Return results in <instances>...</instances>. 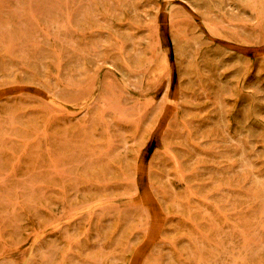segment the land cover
<instances>
[{"label":"rangeland","instance_id":"374dc122","mask_svg":"<svg viewBox=\"0 0 264 264\" xmlns=\"http://www.w3.org/2000/svg\"><path fill=\"white\" fill-rule=\"evenodd\" d=\"M0 264H264V0H0Z\"/></svg>","mask_w":264,"mask_h":264}]
</instances>
